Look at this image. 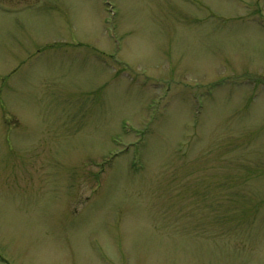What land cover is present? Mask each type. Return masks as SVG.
<instances>
[{"label": "rangeland", "instance_id": "1", "mask_svg": "<svg viewBox=\"0 0 264 264\" xmlns=\"http://www.w3.org/2000/svg\"><path fill=\"white\" fill-rule=\"evenodd\" d=\"M33 1L0 10V264H264V0Z\"/></svg>", "mask_w": 264, "mask_h": 264}, {"label": "flooded vegetation", "instance_id": "2", "mask_svg": "<svg viewBox=\"0 0 264 264\" xmlns=\"http://www.w3.org/2000/svg\"><path fill=\"white\" fill-rule=\"evenodd\" d=\"M8 1L10 0L0 1V10L2 12L25 13L34 8L36 4L33 0H17L15 4H10Z\"/></svg>", "mask_w": 264, "mask_h": 264}]
</instances>
